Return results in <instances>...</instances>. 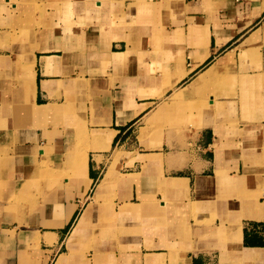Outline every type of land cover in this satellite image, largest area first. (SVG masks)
Here are the masks:
<instances>
[{
  "label": "crops",
  "instance_id": "crops-1",
  "mask_svg": "<svg viewBox=\"0 0 264 264\" xmlns=\"http://www.w3.org/2000/svg\"><path fill=\"white\" fill-rule=\"evenodd\" d=\"M0 264H264V0H0Z\"/></svg>",
  "mask_w": 264,
  "mask_h": 264
},
{
  "label": "bare ground",
  "instance_id": "bare-ground-1",
  "mask_svg": "<svg viewBox=\"0 0 264 264\" xmlns=\"http://www.w3.org/2000/svg\"><path fill=\"white\" fill-rule=\"evenodd\" d=\"M179 100V99H178ZM80 162V161H79ZM77 165V164H76ZM74 167H76V166H74ZM40 170V169H39ZM38 170V171H39ZM132 181L133 180H130V181H128V180H125V178L124 179H122L121 181H120V183L118 184V186H124V185H131L132 184ZM104 192H105V190H104ZM253 204H254V202H253ZM251 207L253 206L252 204L250 205ZM254 207V206H253ZM252 207V208H253ZM259 211V210H258ZM90 212H88V214H89ZM258 214H259V212H258ZM257 214V215H258ZM251 216V215H250ZM255 217V216H254ZM87 218H88V215H85L83 218H82V220H81V223L79 224V226L76 228V230H75V234H74V237H76V235H78L79 234V232H81V230H82V228H83V225H84V223L86 222V220H87Z\"/></svg>",
  "mask_w": 264,
  "mask_h": 264
},
{
  "label": "rangeland",
  "instance_id": "rangeland-1",
  "mask_svg": "<svg viewBox=\"0 0 264 264\" xmlns=\"http://www.w3.org/2000/svg\"><path fill=\"white\" fill-rule=\"evenodd\" d=\"M38 168H40V167H38ZM41 169V168H40ZM109 222H110V220H109ZM105 223H108V222H105ZM237 222H233L232 224H236ZM232 226H235V225H232ZM224 234H226V235H230V232L228 231L227 233H224Z\"/></svg>",
  "mask_w": 264,
  "mask_h": 264
}]
</instances>
